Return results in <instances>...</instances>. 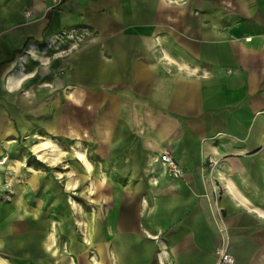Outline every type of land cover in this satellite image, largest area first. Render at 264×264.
I'll return each instance as SVG.
<instances>
[{"label":"crops","instance_id":"crops-1","mask_svg":"<svg viewBox=\"0 0 264 264\" xmlns=\"http://www.w3.org/2000/svg\"><path fill=\"white\" fill-rule=\"evenodd\" d=\"M222 227L264 264V0H0V264H216Z\"/></svg>","mask_w":264,"mask_h":264},{"label":"rangeland","instance_id":"rangeland-1","mask_svg":"<svg viewBox=\"0 0 264 264\" xmlns=\"http://www.w3.org/2000/svg\"><path fill=\"white\" fill-rule=\"evenodd\" d=\"M61 2V0H53V4L57 5ZM28 10L25 11V14H28ZM86 29L83 28L81 30H75V29H71V31H73V33H77L75 36L67 33V34H63L61 33L62 36H58L55 38V42H53L52 44V48L54 49V52L56 53H62L65 50L62 49L61 47L58 46L57 41H60V37L62 39V44L64 43V41L66 40H75L77 43L82 42L83 39V35L85 34ZM75 31V32H74ZM83 33V34H82ZM42 140H48V147L45 149H42V146H40V148L38 149L39 151H33V152H28L30 157H33V159L37 160V158L43 159L45 161V166L43 168H47L46 165H49V167L51 168L52 172H54L55 174L58 172H62L64 169H67V173L70 172V163L74 161V157H75V150H74V145L73 143H64L63 141H61L60 139H54V138H47V139H36L32 144L39 146L40 144H42L40 141ZM34 145H29L28 148L29 149H33ZM27 148V150H28ZM53 149V151H51ZM35 152V153H34ZM33 153V154H32ZM82 156V155H81ZM83 159V156L80 158ZM35 166H38L37 163H34ZM41 167V165H39ZM89 183H81V186L79 187V185L77 186L76 191H74L71 195L73 196L72 202L75 205L76 203L78 204H83V202L85 200L88 199V197L86 195H88V191H89ZM87 190V191H86ZM85 206V205H84ZM5 255L3 254V252L0 251V257H4ZM10 264H19V263H15L12 261H9Z\"/></svg>","mask_w":264,"mask_h":264},{"label":"built area","instance_id":"built-area-1","mask_svg":"<svg viewBox=\"0 0 264 264\" xmlns=\"http://www.w3.org/2000/svg\"><path fill=\"white\" fill-rule=\"evenodd\" d=\"M161 164L166 167L167 173L176 178L182 173L180 167L175 163L169 153H162L159 156ZM220 245L216 249V264H235V259L229 251L228 231L222 227L219 231Z\"/></svg>","mask_w":264,"mask_h":264},{"label":"bare ground","instance_id":"bare-ground-1","mask_svg":"<svg viewBox=\"0 0 264 264\" xmlns=\"http://www.w3.org/2000/svg\"><path fill=\"white\" fill-rule=\"evenodd\" d=\"M43 144H40L39 146H35V148H34V150L37 152V151H39L38 149L40 148V146H42ZM82 156L81 155H79V158H81Z\"/></svg>","mask_w":264,"mask_h":264}]
</instances>
